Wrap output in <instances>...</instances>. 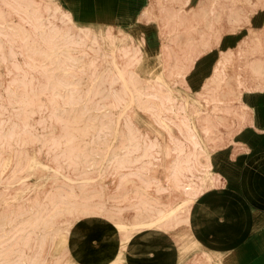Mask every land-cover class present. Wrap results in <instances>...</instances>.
Here are the masks:
<instances>
[{
	"label": "rangeland",
	"instance_id": "374dc122",
	"mask_svg": "<svg viewBox=\"0 0 264 264\" xmlns=\"http://www.w3.org/2000/svg\"><path fill=\"white\" fill-rule=\"evenodd\" d=\"M7 1L12 2L11 0ZM55 1L34 0V2L40 3L41 6L46 2ZM207 1L211 3L212 0ZM218 1L220 2L215 5L218 14L216 13L214 17H211V22L207 24L198 23L199 21L196 19L194 23L195 25L198 23L194 26L196 30L194 29L193 32L190 30V34H187L186 29H181L180 33L176 32L179 33L175 38L176 48L185 49L188 35L196 36L202 33L210 36L212 32L214 33L222 25L226 29L231 30V32H237L241 29L245 30L244 32L249 31L251 35H248L252 36V38L245 43V46L230 55V60L220 71L222 79L218 83L217 81L209 82L205 91L203 89L198 91L197 88H190L183 77L176 78L175 82H172V80L165 81L168 85L177 89L175 93L183 96L187 95L189 101L192 100L190 99L192 96L196 100L197 105L207 109V113L213 116V125L209 126L210 133L204 137V141L210 154H212L213 169L221 171V167L215 166V160L222 157V152H224L222 149L229 147L228 144L234 143L233 140L237 136L233 133L243 126V117L247 115L244 111L249 110L243 104L240 93L245 84L260 82V75L258 76L252 71L250 62L254 59L264 60V0H260L261 3L263 2L260 5L250 3V1L254 2L255 0ZM194 3L196 2L188 4L189 6L185 5L184 8L187 9L185 13L188 14L193 9L192 5ZM4 8L8 9L6 6ZM250 8L252 10L255 8V10L250 12ZM63 9L74 20L70 10L64 6ZM232 10L241 12L239 21H233L227 16L229 11ZM7 13V17L10 19L6 23L0 19V30L4 34L1 40L6 45L4 53L0 55V212L11 208L15 211H20L25 204L34 203L36 199L41 203L47 202L44 197L46 193L62 191L64 194H69L68 186L65 185L66 180L62 177L54 180L51 168L44 164L57 165L63 173L77 180L79 179V171L71 167L73 159H77V154L90 155L98 150L101 153H105L109 146L121 147L127 144V139L124 137L126 131H130L138 139L136 149L130 152L128 156L130 160H127L126 164L121 167L110 164L102 166L104 171H100L99 167L90 170L89 176L91 178L86 186L89 192L88 196L80 195L75 198L83 202L85 206L80 205L78 210L71 214L67 211L54 214V210L50 206L42 214L45 217L54 215L53 219L59 226L70 225L72 229H79L81 226L89 225L93 226L91 232L95 228L96 232L107 230L111 233H117L114 227L116 225L113 224V220L117 215L126 216L133 220L134 215L141 212L144 208L150 209L153 206H163L168 202H173V204L179 202L184 196L182 194L176 195L173 192V183L166 177L165 166L171 162L173 155L161 158L157 155L155 149H148L147 143L152 135L157 134L161 141L166 140L168 145L171 146L168 136L172 134L181 138V134L178 132L180 125L177 122V125L173 124L171 128H166L150 123L152 120L151 112L137 107V104L146 106L151 104L146 96L149 88L144 85V80L139 81L138 75L143 79L147 77L151 73L148 72L149 67L151 69L156 61H146L147 56H144L139 63L136 62L129 68L134 76L137 77L134 81L135 85L131 86L130 89L139 100L137 101L138 103L124 100L129 99L132 96V92H128L127 95L122 94V86L119 80L114 81L111 87L108 86L115 95L103 97L108 99L106 103L126 102L131 104L122 111H120V108L113 109L114 114L111 117L117 123V128L114 130L119 132L118 140L113 141L112 137L108 136L102 141L95 142L93 131L96 128H93L94 126H91V124L96 125V123L109 121L107 116H103L104 109L98 111L90 109V105L99 103L101 97L84 95V86L80 87L81 95L71 97L63 95L64 93L58 86H45V83H55L56 79L61 78L60 71L54 70L52 61L44 58L43 55L30 54L23 46L20 38H15L13 42L14 49L18 52L10 58L8 46L14 40L12 36L24 34L16 30L18 23L25 28H29V24L22 22L21 18L16 14L10 16L9 12ZM256 15L257 21H253L252 18ZM208 18L210 19V16ZM212 18L215 19L212 20ZM75 23L81 26H89L94 33L106 27H100L101 25L99 24H84L76 21ZM254 25L256 28H253ZM222 30L224 29L220 28V33ZM240 34L237 36L240 37ZM119 37V42L122 44L127 43L129 40L125 35H119ZM134 38L137 41L139 39L138 37ZM246 38L247 35H244L241 40ZM172 46L175 47L173 44ZM88 48L87 46V50ZM106 50H108V46L102 43L100 51ZM19 51H22V53H19ZM143 61L145 62L143 63ZM107 65L99 57L94 67L97 71L104 74V69ZM157 66L159 65L156 64ZM153 73H156V70L152 71ZM78 75L79 80L84 81L85 72L82 71ZM10 90L15 95L9 93ZM23 91H26L27 94L21 95ZM67 98L81 100H64ZM83 104H87L89 110L85 111ZM226 106L228 107L227 109H225ZM187 113L194 121L197 130L202 133L203 125L205 124L203 117L206 111L196 112L192 105L187 109ZM166 116L172 122L177 121L171 114H166ZM168 130H171L170 133ZM144 152L152 155L144 156L142 155ZM95 156L101 162L100 157L97 154ZM32 160H36V163H33ZM149 160L154 163V166L149 165L150 163L148 164ZM145 167H149L151 170L145 171L143 169ZM137 171H141V173L138 174ZM214 186L218 185L209 184L206 189ZM101 203L105 205L102 210L99 209ZM83 207L93 211L91 215H80V209ZM184 229V225H180L177 228H159L160 232L165 235L166 240H169L172 245L171 252L182 254L179 264H264V230L261 232V246H256L250 250L249 248H241L228 254L209 258L201 253L204 248L200 245L193 247V249L184 254L183 248L185 246L181 250L180 244H174V238H178L182 233L184 235ZM138 233L135 231L132 236ZM187 238L188 242L193 241V237L190 234H188ZM27 239V237H24L19 241L17 240L15 246H6V242H3L0 246L1 256L5 260L7 258L10 261L6 260V262H1L0 264H15L12 261L14 259L13 252L10 251L13 248H21L26 257H29L34 251L35 240ZM67 244L69 245L68 242ZM43 247L44 250L40 257L45 258V263H50L54 258V249L48 240ZM254 254H260V262L239 261L241 259L238 255H247V257L251 255L250 259L252 260ZM171 256L172 258L174 257L172 254L163 257V264H177V262L171 260ZM69 261H71V264H79L69 253H64L55 264H66ZM126 261L127 257L123 253L122 264H127Z\"/></svg>",
	"mask_w": 264,
	"mask_h": 264
},
{
	"label": "bare ground",
	"instance_id": "6f19581e",
	"mask_svg": "<svg viewBox=\"0 0 264 264\" xmlns=\"http://www.w3.org/2000/svg\"><path fill=\"white\" fill-rule=\"evenodd\" d=\"M11 1L12 2H6V0H0V19L6 23L10 19L7 17V12H9L10 16L16 14L21 18L22 22H27L29 24V28H25L18 23L16 30L24 34L12 36L14 40H12V43L8 46L9 57L12 58L18 52L14 49L13 42L15 38H20L23 46L30 54L43 55L44 58L52 61L54 70L60 71L61 78L56 79L57 81L55 83H45V86H58L62 93H64L63 95L69 97L81 95L80 87L84 86V95L89 97L100 96V102L91 104L90 109L93 111L104 109L103 116H107L109 121L96 123V125L91 124V126H94L93 128H96L93 131L95 142H99V140L102 141V139L108 136L112 137L111 139L113 141L118 140L119 132L114 130L117 128V123L111 117L114 114L113 109L120 108V111H122L126 109L127 106H130L131 103H106L108 99L103 97L115 95L108 86L111 87L116 80L120 81L122 94L127 95L128 92H132L130 88L135 85L134 81L137 77L134 76L129 68L133 66L134 63H139L141 58L144 57L142 37L137 41L126 29L114 27L111 24H99L101 25L100 27L106 26L104 27L105 29L101 28L99 32L94 33L89 26L76 24L63 9L61 2H46L41 6L40 3L34 2V0H21L25 2H19L17 0ZM80 1L82 2V0ZM161 1L162 0H160V2H150L148 6L142 9L138 19L146 20L160 17L164 20L163 26H165V32H178L177 26L181 25L182 29H186L187 34H190V30L192 32L194 31L195 24L191 23L188 25L186 21L196 20L197 18L195 17L199 15L203 19H205L206 16L214 17L218 11L215 5L217 2H220L218 0H212L211 3H209L200 0L198 2L199 7L190 10L187 14L185 13L187 9L184 7L189 0H171V2ZM250 3L260 5L261 2L260 0H255L254 2L250 1ZM141 4H139V6ZM261 4H263V2ZM5 6L10 10H6L4 8ZM83 8L85 7L83 6ZM253 10H255V8ZM253 10L251 9L250 12H253ZM106 12L105 8L99 9L100 16L103 18L109 17ZM240 14L241 12L232 10L229 11L227 16L233 21H239ZM214 19L215 18H212V20ZM170 20L172 21L171 28H168ZM220 28L219 26L214 33L210 32L211 35L208 36L207 39L203 36L197 37L196 42L191 47L184 50L183 55L179 56L173 57L170 53V44L166 41V43L162 45V52L159 54L160 61H158L157 57L154 66L151 69L149 67L148 72L151 73L144 79L138 75V78H140L139 81L144 80V85L149 88V91L146 93L147 95H143L148 97V102L151 104H147V106L144 104H137V107L141 110H149L151 112L152 120L150 123H155L166 128H171L173 124L177 125V122L180 125L178 132L181 134V138L172 134L168 136V141L172 144L171 146L168 145L166 140L161 141L159 136L155 134L149 138L147 147L149 150L155 149L157 155L161 158H167L173 155L171 162L165 166L167 171L166 177L173 183V192L176 195L182 194L184 197L175 204H173V202H168L163 206H153L150 209L144 208L141 212L134 215L133 220L126 216L117 215L113 220V224L116 225L120 232L121 248L116 259L110 264H122L125 244L135 231L144 228H177L180 225H184V231L188 232L187 215L191 203L206 189L207 185H216L220 181L219 173L212 169L211 154L204 141V137L210 133L209 126L213 125L212 116L210 113H207V109L197 105L195 102L196 100H194L192 96L190 97L192 100L189 101L187 95H178L175 93L177 89L171 87V85H168L165 81L172 80V82H175L177 77H184L189 67L195 62L200 53L208 51L216 44L220 36ZM119 35H125L129 39L128 42L123 44L120 43ZM3 36L4 34L0 30V55L4 53V48H6L5 43L1 40ZM187 38L189 41L191 40V36L188 35ZM251 38L252 36L247 35V38L240 40L239 44L246 43ZM102 43L108 46V50L100 51ZM87 46L89 47L88 50ZM19 53H22V51H19ZM99 57L108 64L104 69V74L97 71L94 67ZM4 58L6 57L4 56ZM227 59V54L223 50L220 51V56L217 60L215 59L216 63L212 68L213 71L210 79L218 81L222 79L220 71L227 62ZM144 62L145 61H143V63ZM156 64L159 66L156 67ZM250 66L253 72L258 74V76L260 75L259 81L264 82V60L254 59L250 62ZM154 70H156V73L152 74ZM82 71L85 72L84 81L79 80L78 74ZM170 72L172 76H169ZM9 93L14 94L12 90H10ZM22 94L25 95L27 93L23 91L21 95ZM64 100L72 101L81 99L67 98ZM124 100L131 102L139 101L133 92L129 99ZM192 105L196 112L206 111L203 117L205 124L203 125L202 133L197 130L194 121L187 113V109ZM83 107L85 111L89 110L87 104H83ZM227 108L226 106L225 109ZM166 114H171L177 121L172 122L168 119ZM168 131L170 133L171 130ZM124 137L127 139V144L116 148L109 146L105 153H101L98 150L90 155L84 153L77 154V159H73V165L71 166L72 169H77L79 171V179L77 180L63 173L61 168L57 165L44 164L51 168L54 180H57L58 177H62L66 180L65 185L68 186L69 194H64L62 191L46 193L44 197L47 199V202L41 203L36 199L34 203L25 204L24 208L20 211H15L11 208L10 210L0 212V246L3 242H6V246H15L17 240L19 241L24 237H27L29 240H35L34 251L29 257H26L21 248H13L10 250L13 252L14 259L12 261L15 264H55L56 261L61 259L64 253L70 254L71 249L67 244L73 232L70 225L59 226L53 219L54 215L45 217L42 213L51 206L54 210V214L61 213L62 211H67L71 214L77 211L80 205L85 206L83 202L75 198L80 195L85 197L88 196L89 192L86 186L91 178L89 176L90 170L99 167L100 171H104L102 166L110 164L121 167L126 164L127 160H130L128 156L130 152L136 149L138 139H136L130 131H126ZM96 154L100 157L101 162L96 158ZM142 155L151 156L152 154L144 152ZM152 157L156 158L155 156ZM32 162L36 163V160H32ZM148 164L154 166L151 160L148 161ZM143 169L145 171L151 170L149 167ZM113 172L115 173V171ZM137 173L140 174L141 171H137ZM104 208L105 205L101 203L99 209L102 210ZM92 212L93 211H90L89 208L86 207L80 209V215L82 216L91 215ZM10 233L12 234L10 235ZM47 240L50 241V245H52L55 252L54 258L50 263H45V258L40 257L44 250V243ZM193 244L192 248H187V251L184 250V254L190 249H193V247L199 245L195 242H193ZM201 253L209 258L222 255L221 251L211 252L205 248ZM6 260L10 261L7 258ZM6 260L0 253V263L6 262ZM66 264H71V261Z\"/></svg>",
	"mask_w": 264,
	"mask_h": 264
},
{
	"label": "crops",
	"instance_id": "0c3cea01",
	"mask_svg": "<svg viewBox=\"0 0 264 264\" xmlns=\"http://www.w3.org/2000/svg\"><path fill=\"white\" fill-rule=\"evenodd\" d=\"M56 1L61 2L64 7L70 10L76 22L111 24L114 27L126 29L133 37H142L143 54L145 57L147 56L146 60L149 62L156 61L157 57L160 61L159 54L166 41L169 42L170 53L174 57L183 55L184 50L191 47L197 37L208 38L207 34L200 33L191 36L190 41L186 39L185 49L176 48L175 38L181 32V25L177 26L179 33L165 32L164 20L160 17L138 19L142 9L148 6L151 0ZM199 1L189 0L186 5L196 2L192 5V10H194L199 7ZM152 2H160V0H152ZM161 2H171V0H162ZM139 4L141 5L139 6ZM100 8H105L108 18L100 16ZM195 18L199 23L211 22L207 16L205 19L200 15ZM252 19L257 21V15ZM171 22L170 20L168 28H171ZM186 22L193 24L195 20ZM221 28L224 30L220 33L216 44L208 51L200 53L183 77L192 89L197 88L198 91L202 89L205 91L209 82L217 81L218 83L221 79L218 81L210 79V77L212 68L220 56V51L223 50L227 54L226 63H228L230 55L245 46V43L239 44L241 38L244 35H251V32H244L245 30L242 29L231 32L223 25ZM253 28L256 26L254 25ZM194 29L196 30L195 27ZM239 33H241L240 37L237 36ZM169 76H172L171 72ZM240 95L244 101L243 104L249 108L248 111H244L247 115L243 117V126L233 133L237 136L233 140L234 143L228 144L229 147L222 149L224 151L222 157L215 160V166L221 167V171L213 169L214 163L211 154V166L214 171L219 173L220 181L216 184L218 186L203 190L191 203L187 215L189 231H183L184 235L182 233L173 240L174 244L181 245V250L183 246H185L183 248L185 251L187 248H192L193 242L211 252L221 251L222 255L241 248L250 250L261 246V232L264 230V82L245 84ZM114 227L117 233L107 230L96 232L95 228L91 232L93 226L89 225L72 229V235L68 240L71 256H74L79 264H110L113 262L121 248L120 232L116 226ZM136 232L139 233L131 235L125 244L124 253L127 257V264H163V257L171 254L174 256L173 258L171 256V260L177 264L180 263L182 254L171 252L172 245L159 228H144ZM188 234L193 237L192 242H188ZM238 257L241 259L240 262L253 261L256 263L261 261L260 254H254L252 260L250 259L251 255L248 257L247 255H238Z\"/></svg>",
	"mask_w": 264,
	"mask_h": 264
}]
</instances>
